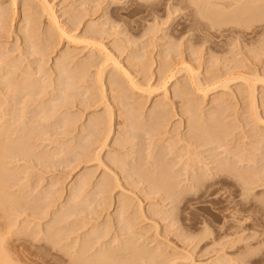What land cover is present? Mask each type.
Instances as JSON below:
<instances>
[{
  "label": "rangeland",
  "instance_id": "rangeland-1",
  "mask_svg": "<svg viewBox=\"0 0 264 264\" xmlns=\"http://www.w3.org/2000/svg\"><path fill=\"white\" fill-rule=\"evenodd\" d=\"M29 1L0 0L1 8L11 9L10 17L0 20V144L22 139L29 146L9 152L2 162L10 176L2 191L7 199L0 208V239L12 263L93 264V254L106 252L107 258L96 264H264V0H244L245 6L261 9L250 18L232 7L215 15L219 5L205 0H48L58 19L49 17L54 15L46 4L47 14L45 0ZM116 58L144 91L131 86ZM74 66L80 71H71ZM189 68L202 79V88ZM83 69L86 81L79 78ZM99 70L106 83L97 77ZM167 70L177 75L162 85ZM183 86L189 87L195 112L174 91ZM156 101L167 103L161 105L167 114L151 113ZM149 113L160 115V121L170 115L168 124L160 123L166 133L175 129L172 136L163 137L161 127L155 131L163 134L157 130L152 136ZM190 115L194 121H187ZM98 116L106 124L113 118L104 126L113 128L107 129V143L103 127L104 135L96 137L104 125ZM62 118H68L67 125ZM187 125L208 129L211 135L204 137L213 134L209 141L216 142L204 141L201 127L199 134L193 130L196 135L188 131L189 139L200 138L196 144L209 143L196 150L192 138L193 152L178 142L193 152L183 149L189 162L180 154L182 146L172 144L174 134L186 133ZM168 146L181 157L174 161L177 153H168ZM200 173L207 183L195 188L194 176ZM154 180L179 184L176 188L184 192L172 197ZM58 232L56 241L48 239Z\"/></svg>",
  "mask_w": 264,
  "mask_h": 264
},
{
  "label": "bare ground",
  "instance_id": "bare-ground-1",
  "mask_svg": "<svg viewBox=\"0 0 264 264\" xmlns=\"http://www.w3.org/2000/svg\"><path fill=\"white\" fill-rule=\"evenodd\" d=\"M11 1H12V0H11ZM28 1H29V0H28ZM47 1H48V0H45V2H44V1L42 0L41 2H39V1H38V2H39V3H43V2H44V4H45L44 7L48 5V6H47V9H49L48 11H50L51 13H52V12H55V10H52V11H51V9H52L53 6L51 5V7H49V6H50V3H48L49 1H48V2H47ZM191 1H192V2L201 3L203 0H191ZM205 1H206V2H207V1H209V2L211 1V4L219 5L218 8H216V9L214 8V9H215V12H214L215 15H216V11H217V12H218V11H219V12L221 11V12L223 13V12H224L223 9H224L225 7H229V8L232 7V8H231L232 10L236 8L235 11H236V10H241V9H242L243 11L245 10L244 13L246 14V17H248V18H250L251 16L256 15V14L261 10V9H253V8H249V7L245 6V5H244V4H245V1H244V0H243V1H244L243 5H242V2H243V1H241V0H215L217 3H216V2L212 3L213 0H205ZM16 2H17V0H15V4H17ZM31 2H32V0H31ZM33 2H34V1H33ZM240 2H241V3H240ZM22 3H24V2H22ZM25 3H26V2H25ZM25 3H24V4H25ZM28 3H30V1H29ZM31 4H32V3H31ZM46 4H47V5H46ZM25 5L27 6V3H26ZM28 5H29V4H28ZM235 5H237V7H235ZM239 5H242V8H241V7H238ZM0 6H2V5H0ZM7 6H8V5H7ZM14 6H15V5H14ZM26 6H24V7L27 9ZM244 6H245L246 8H245ZM10 7H11V6H10ZM28 7H32V8H33V6H30V5H29ZM44 7H43V8H44ZM220 7H221V8H220ZM243 7H244L245 9H243ZM5 8H6V7H5ZM25 8H24V9H25ZM239 8H240V9H239ZM247 8H249V9H247ZM15 9H16V8H15ZM29 9L32 11L31 8H29ZM44 9L47 11L46 7H45ZM54 9H55V8H54ZM221 9H222V10H221ZM10 10H11V9H10ZM10 10H9L8 12H10ZM22 10H23V9H22ZM30 10H29L28 12H27V10H25V11H26V15H27L29 12H31ZM34 10H35V9H34ZM15 11H16V10H15ZM23 11H24V10H23ZM48 11H47V14H48ZM243 11H241L242 13L239 12V11H238V12H239V14H242V15H243ZM8 12H7L6 9H4V7H2V8L0 7V16H1V17H2V16L4 17L5 15H7ZM16 12H17V11H16ZM16 12L13 13V14L16 15ZM219 12H218V13H219ZM236 12H237V11H236ZM236 12H235V13H236ZM260 12H261V11H260ZM22 13H24V12H22ZM51 13H50V15H51ZM13 14H12V15H13ZM17 14H18V12H17ZM30 14L32 15V13H30ZM34 14H35V13H34ZM245 14H244V16H245ZM258 14H259V13H258ZM10 15H11V14H10ZM24 15H25V14H24ZM35 15H36V14H35ZM52 15H54V16H49V17H52L53 19H58L57 16H56V14L52 13ZM217 15H221V14L219 13V14H217ZM222 15H223V14H222ZM22 16H23V15H22ZM55 16H56V17H55ZM249 16H250V17H249ZM8 17H10V16L7 15V16L5 17L4 20H2V19H0V20H1V21H6V20L8 19ZM28 17H29V15H28ZM28 17H27V18H28ZM246 17H244V18H246ZM254 17H255V16H254ZM6 18H7V19H6ZM23 18H24V16H23ZM25 18H26V17H25ZM25 18H24V19H25ZM248 18H247V19H248ZM32 19H33V18H32ZM50 19H51V18H50ZM53 19H51V20L53 21ZM34 20H35V19H34ZM1 21H0V22H1ZM11 21H13V20H11ZM20 21H21V19H20ZM54 21H55V20H54ZM34 22H35V21H34ZM55 22H58V20L55 21ZM248 22H249V21H248ZM28 23H30V21H29ZM0 24H1V23H0ZM35 24H36V22H35ZM55 24H57V23H55ZM6 25H7V24H6ZM22 26H23V25H22ZM26 26H27V25H26ZM31 26H33V25H31ZM34 26H35V25H34ZM19 27H20V26H19ZM1 28H2V27H1ZM26 28H27V27H26ZM31 28H32V27H31ZM33 28H34V27H33ZM53 28H54V27H53ZM57 28H58V27L56 26V29H57ZM59 28H60V27H59ZM59 28H58V29H59ZM61 28H62V26H61ZM2 30H3V29H2ZM20 30H22V29H20ZM60 30H61L62 32L64 31L63 29H60ZM65 30H66V29H65ZM27 31H28V30H27ZM51 31H52V30H50V32H51ZM25 32H26V31H25ZM48 32H49V31H48ZM62 32H61V34L63 35L64 33H62ZM23 33H24V32H23ZM33 33H35V32H33ZM46 33H47V32H46ZM28 34H29V33H28ZM50 34H51V33H50ZM50 34H49V35H50ZM67 34H68V33L65 32L64 35H66V36H69V35H70V34H69V35H67ZM62 35H61V37H62ZM50 36H52V34H51ZM66 36H65V37H66ZM72 36H73V35L69 36V38L72 37ZM29 37H30V36H29ZM29 37H28V39H29ZM48 37H49V36H48ZM52 38H53V37H52ZM52 38H50V39H52ZM30 39H31V38H30ZM44 39H45V38H44ZM47 39H48V38H47ZM71 39H72V38H71ZM73 39H74V38H73ZM76 40H77V39H76ZM76 40H75V41H76ZM28 41H29V40H28ZM30 42H31V41H30ZM49 42H50V40H49ZM87 43H90V42H87ZM97 43H98V42H97ZM31 44H33V43H31ZM93 44H94V43H93ZM95 44H96V42H95ZM33 46H34V45H33ZM33 46H32V48H33ZM88 46H89V45H88ZM98 46H99V45H98ZM102 46H103V45H102ZM100 47H101V46H100ZM102 48H103V47H102ZM104 48H105V47H104ZM30 49H31V48H30ZM98 50H99V49H98ZM100 50H101V49H100ZM106 50H108V49H106ZM106 50H104V51H106ZM104 51H103V54L105 53ZM0 52L2 53V51H0ZM33 52H35V51H33ZM106 52H107V51H106ZM66 53H67V52H66ZM108 54H109V55H108V57H109L111 53H108ZM3 55H4V54H3ZM62 55H63V54H62ZM67 55H68V53H67ZM67 55H65V56H67ZM105 55H106V54H105ZM73 56H74V55H73ZM73 56H72V57H73ZM106 56H107V55H106ZM106 56H105V58H106ZM63 57H64V55H63ZM63 57H62V58H63ZM74 57H75V56H74ZM108 57H107V58H108ZM112 57L114 58L113 54H112V56H111L110 59H112ZM69 58H70V57H69ZM72 59H73V58H72ZM108 59H109V58H108ZM110 59H109V60H110ZM113 60H114V59H113ZM116 60H117V58L114 60V63H115V65H116V67L118 66V67H119L118 69H120L122 64L119 63L118 60H117V61H116ZM65 61H66V60H65ZM72 61H73V60H72ZM107 61H108V60H107ZM107 61H106V62H107ZM14 62H15V60H14ZM14 62H13V63H14ZM59 62H60V61H59ZM59 62H58V64H59ZM70 62H71V61H70ZM109 62H110V61H109ZM10 63H12V62L10 61ZM62 63H63V62H62ZM79 63H80V62H79ZM79 63L77 64V66L79 65ZM83 63H84V62H83ZM114 63H113V65H114ZM8 64H9V63H8ZM14 64H15V63H14ZM42 64H43V63H42ZM60 64H61V63H60ZM64 64H65V63H64ZM39 65H40V64H39ZM39 65L37 64V66H39ZM55 65H57V64H55ZM61 65H63V64H61ZM61 65H57L58 67H57V66H56V67L59 68V66H61ZM69 65L71 66V64H69ZM80 65H81V64H80ZM80 65H79L78 67L81 69L82 67H81ZM111 65H112V64H111ZM11 66H12V65H11ZM77 66H74V67L71 69V71H72L74 68L76 69ZM16 67H17V66H16ZM64 67H65V68H64V74H65V73H66V70H67V69L69 70V67H67V66H65V65H64ZM78 67H77V68H78ZM114 67H115V66H114ZM188 67H190V66L188 65L187 68H188ZM60 68H61V67H60ZM66 68H67V69H66ZM70 68H71V67H70ZM79 68H78L77 70L80 71ZM84 68H85V67H84ZM38 69L40 70V66H39ZM38 69H37V70H38ZM41 69H42V68H41ZM75 69H74V70H75ZM116 69H117V68H116ZM175 69H176V68H175ZM185 69H186V68H185ZM37 70H35V71H37ZM44 70H46V69H44ZM57 70H59V69H57ZM74 70H73V71H74ZM83 70H84V71H83ZM83 70H81V71H83V73L81 72L82 74H81V73L79 74V76H80L79 78H81L82 80L86 81L87 79H85V78H86V76H88V75H85V76H84V73H85L86 69H83ZM102 70H104V72H106L105 69H104V67H103ZM120 70H121V72H122V70H125V69L122 67ZM177 70H178V69H177ZM55 71H56V70H55ZM60 71H61V72L63 71V67L60 69ZM79 71H78V72H79ZM125 71H127V70H125ZM169 71H170V70H169ZM188 71H189V72H190V71L192 72V69L189 68ZM37 72H39V71H37ZM37 72H36V73L34 72V73L37 74ZM40 72H41V71H40ZM40 72H39V73H40ZM43 72H44V71H43ZM45 72H46V71H45ZM67 72H68V71H67ZM74 72H75V71H74ZM86 72H87V71H86ZM99 72H101V73H98V75L96 74L97 77H98L100 74H104V72L101 71V70H99ZM102 72H103V73H102ZM167 72H168V70H167ZM178 72H179V70H178ZM191 72H190V73H191ZM28 73H29V75L31 74L30 72H28ZM28 73H27V74H28ZM39 73H38V74H39ZM123 73L126 75V78L128 77L127 79H129L130 83L132 84V85H131V84H130V85H131V86H133V85L135 86V87H133V88H136V89H137V87H138V88L142 89L143 91L145 90V89H143V88L141 87V84L139 83V81H135V79H134L133 77H131L132 74L129 75V70H128L127 72H123ZM130 73H131V72H130ZM38 74H37V75H38ZM86 74H88V73H86ZM168 74H169V75H168V79H167V81L165 80L166 82H165V83L163 82L164 84H162V85H166V83H167L171 78H173L174 76L177 75L176 71H174V70H171L170 72H168ZM196 74H197V73H196ZM31 75H33V72H32ZM31 75H30V77H32ZM65 75H68V74H65ZM166 75H167V74H166ZM62 76H63V75H62ZM100 76L102 77L103 75H100ZM191 76H192V77L195 76V81H196V83H198V85H199L198 87L202 88V87H201V84H202V81H201V80H202V79L200 80V79H199L200 77L198 78L197 75H194V74H193V72L191 73ZM63 77H65V76H63ZM63 77H62V78H63ZM82 77H84V78H82ZM101 77H99L100 79L98 80V82H100V83H102L101 81H104V80H103V77H104V76L102 77V80H101ZM192 77H191V79H192ZM62 78H61V80H62ZM65 78H67V77H65ZM63 79H64V78H63ZM95 79H96V78H95ZM97 79H98V78H97ZM198 79H199L201 82L198 81ZM64 80L66 81V79H64ZM64 80H63V81H64ZM100 80H101V81H100ZM193 80H194V77H193ZM263 80H264V79H263ZM65 81H64V83H66ZM191 81H192V80H191ZM197 81H198V82H197ZM248 81H249V80H248ZM33 82H34V81H33ZM104 82H105V81H104ZM104 82H103V84H101V85H105L106 82H105V83H104ZM199 82H200L201 84H200ZM60 83H62V81H61ZM64 83H63V84H64ZM96 83H97V82H96ZM137 83H139L140 85L138 86ZM193 83H194V82H193ZM196 83H194V84H196ZM253 83H254V82H253ZM14 84H16V82H15ZM14 84L11 83V86H13ZM31 84H32V83H31ZM31 84H30V86H32ZM63 84H62V85H63ZM224 84L227 85L225 82H224L222 85H224ZM248 84H249V83H248ZM66 85H68V84L66 83ZM136 85H137V86H136ZM196 85H197V84H196ZM203 85H204V84H203ZM203 85H202V86H203ZM254 85H255V84H254ZM11 86H10V88H11ZM64 86H65V84H64ZM186 86H187V85H186ZM186 86H183V87H181V88L177 87L178 89L175 88L174 91L176 90L175 93L177 94V96H180V98L182 97V102H183V100H184L185 98L188 100V101H187V104L185 103V105L187 106V107L185 106L186 109H187V110L189 109V111L193 109V112H195V111H196V109H194L195 104L192 102L193 100H192L191 97H190L191 92H190V90H189V87L187 88ZM188 86H189V84H188ZM204 86H205V85H204ZM41 87H43V86H41ZM98 87H99V86H98ZM100 87H101V86H100ZM105 87H106V86H105ZM150 87H151V86H150ZM162 87H163V86H162ZM164 87H165V86H164ZM195 87H196V86H195ZM198 87H197V90H198ZM226 87H227V86H226ZM228 87H229V86H228ZM253 87H254V86H253ZM13 88H15L16 91H17V89H19V87L17 88V85L14 86ZM66 88H68V87L66 86ZM66 88H63V89H65V90H62L61 87H60V89H61L62 91H65V92H66V90H67ZM101 88H103L102 90L104 91V87H101ZM168 88H169V87H168ZM168 88H166V90H165L167 93H168V90H167ZM200 88H199V89H200ZM205 88H206V87H205ZM205 88H203V89L206 90ZM251 88H252V87H251ZM254 88H255V87H254ZM254 88H252V89H254ZM15 89H14V91H15ZM148 89H149V88H148ZM148 89H147V90H148ZM203 89H201L200 91H202ZM248 89H250V88H248ZM12 90H13V89H12ZM12 90H11V91H12ZM254 90H255V89H254ZM254 90H252V92H251L252 95H255V92H256V91H254ZM103 91H101V92H102V93H101V94H102V97H103V98H106V95H104L105 97L103 96V94H105V91H104V93H103ZM148 91H149V90H148ZM200 91H199V92H200ZM12 92H13V91H12ZM36 92H37V91H36ZM150 92H151V90H150ZM166 92H165V93H166ZM205 92H206V91H205ZM249 92H250V91H249ZM14 93H15V92H14ZM134 93H135V92H134ZM253 93H254V94H253ZM176 94H175V95H176ZM15 95H16V93H15ZM165 95H166V94H165ZM168 95H169V94H168ZM252 95H251V96H252ZM248 96H249V95H248ZM15 97H16V96H15ZM222 97H223V99H224V95H223ZM222 97H221V98H222ZM60 98H61V96H60ZM183 98H184V99H183ZM217 98H220V97H217ZM217 98H216L217 102L222 101V99H221V100L219 99V101H218ZM61 99H64L63 101L65 102V97H64L63 95H62V98H61ZM214 99H215V98H214ZM214 99H213V102H214ZM53 100H54V99H53ZM103 100H104V99H103ZM54 101H55V100H54ZM161 101H162V100H161ZM161 101H160V102H161ZM253 101H256V96H252V102H253ZM60 102H62V101H60ZM64 102H63V104H64ZM56 103H57V102H56ZM154 103H156V104H154V105H156V106H155V107H152V109L154 108L153 110L151 109V113H154V114L157 113L158 111H161L162 109H164V108H162V107H165V104H167V103H165L164 106H163V105H162L163 102H162V103H159V102L156 101V102H154ZM214 103H216V102H214ZM63 104L60 103V105H62V106H63ZM65 104H66V103H65ZM65 104H64V105H65ZM217 104H219V103H217ZM221 104H222V103H221ZM53 105H54V104H53ZM60 105H59V106H60ZM140 105H141V104H140ZM161 105H162V107H161ZM62 106H61V107H62ZM51 108H52V107H51ZM161 108H162V109H161ZM195 108H196V107H195ZM57 109H58V108H57ZM221 109H222V107H221ZM59 110H60V109H59ZM165 110H166V109H165ZM187 110H186V111H187ZM62 111H63V110H62ZM67 111H68V110H67ZM162 111H163V110H162ZM162 111H161L160 114L165 115L166 112H163V113H162ZM181 112H182V111H181ZM214 112H215V111H214ZM216 112H217V111H216ZM151 113H149V115H150ZM158 113H159V112H158ZM189 113H190V112H189ZM202 113H203V111H202ZM166 114H167V113H166ZM181 114H182V113H181ZM194 114H196V113H194ZM200 114H201V113H200ZM200 114H198V115H200ZM204 114H205V112H204ZM213 114H215V113H213ZM213 114H212V115H213ZM257 114H258V113H257ZM152 115H153V114H151V117H150V116L148 117V115H146L147 118H150L149 121H148L147 119H146V120H147V122H149V125H150V124L153 125V126H152L153 128H154L155 126H157V127L154 128V130H153L152 127L150 128L154 133H152V131L149 132V133H147V135L150 134V133H152L151 135L153 136V134H156L155 132H157V130H158V129H157V130L155 131L156 128L161 127V128H159V129H161V130H163L164 128H167L164 124L162 125V126H163V127H162L160 122L162 121V122L164 123V121H165L166 124H168V122H167V118H168L170 115H169V116L167 115L168 117H166V120H165L164 118H162L163 116H161V118H162L161 121H160V118H159V117H160L159 114H158L159 116L156 115V117H158V118H156L154 115H153V116H152ZM191 115H192V117H193V114H191ZM191 115L188 117L187 121L189 120V118H190V120H192V121L195 120V118H192ZM206 115H207V113H206ZM194 116L197 118V115H194ZM98 117H99V116H98ZM98 117H95L96 121H97V118H98ZM141 117H142V116H141ZM258 117H259V116H258ZM99 118H101V119H100L98 122H100V121L103 119L102 116L99 117ZM99 118H98V119H99ZM152 118H154L155 120L152 119ZM191 118H192V119H191ZM199 118H202V117L199 116ZM212 118H213V117H212ZM260 118H261V117H260ZM62 119H63V120H64V119L67 120L68 118H67V119H66V118H62ZM110 119H111V120H110ZM110 119L107 120V124H106V122L104 123V121H103L104 119H103L102 121H103V124H104V125H103V124H102L103 126H100V125H99V127H98V124H97L98 122H95V127H96V125H97L98 129H99L100 127H103V128L105 129V127H104L105 124H106V126H107V125L110 123V122L108 123V121H112L113 118L111 117ZM142 119H143V118H142ZM144 119H145V118H144ZM151 119L153 120L152 122H151ZM163 119H164V120H163ZM168 119H169V118H168ZM203 119H204V118H203ZM210 119H211V118H210ZM65 120H64L63 124L65 123V124L67 125V123H66ZM92 120H93V119H92ZM199 120H200V119H199ZM199 120H198V122H200ZM208 120H209V117H208ZM211 120H213V119H211ZM259 120H260V119H259ZM67 121H68V120H67ZM94 121H95V120H94ZM142 121H143V120H142ZM168 121H169V120H168ZM192 121H189V122H187V123L189 124V123L191 122V124H192V123H193ZM204 121H205V120H204ZM261 121H262V120H261ZM92 122H93V121H92ZM196 122H197V120H196ZM196 122H195V123H196ZM206 122H207V121H206ZM210 122H211V121H210ZM68 123H69V122H68ZM72 123H73V122H72ZM72 123H70V124H69L70 126H69V125H68V126L71 127V124H72ZM93 123H94V122H93ZM112 123H113V122H112ZM112 123H111V124H112ZM142 123H143V122H142ZM195 123H193L191 126L193 127L194 125H196ZM99 124H100V123H99ZM66 125H61V127H64V126H66ZM142 125L144 126L145 124H142ZM146 125H147V123H146ZM151 125H150V126H151ZM189 125H190V124H189ZM199 125H200V124H199ZM203 125H204V124H202V126H203ZM208 125H209V127L212 126V125L210 126V123H209V122H208ZM93 126H94V124H93ZM204 126H205L204 128H206V123H205ZM66 127H67V126H66ZM84 127H85V126H84ZM97 127H96V128H97ZM109 127H110V129H113V128H111V127H112L111 125H109ZM109 127H107V129H108ZM192 127H191V129H189V128H188V125H187V128H188L189 130L186 128V129H187V132H186V133H184V130H182V132H183L184 134H183V133H180V130L176 129V131L178 130L179 133H180L181 135L175 131L177 134H174V135H177V136H176L177 139L174 140V138L172 137V138H173V143H172V144H173V148H175V147H174V145H175L174 142L176 143V141H177V145H178L179 143L181 144V142L184 141V142H185V145H187L186 147L189 146V147H191V149L193 148V147H192L193 145H192V143L190 142V140H192L193 137H192L191 139H189L191 136L189 135V132H188V131H190V133H191V131L194 132L193 130L196 131V130L199 129L201 126H200V127L198 126V128H195V127H194L193 130H192ZM131 128H132V127H131ZM133 128H134V127H133ZM201 128H202V129H201ZM201 128H200V130H204L203 127H201ZM207 128H208V126H207ZM98 129H97V131H96V132H97V136H96V137H99V136H100V139H101V137L106 133V131H107V133H106L107 135H106V134H105L106 136L104 135V140H106L108 137H110V136H108V135H110L109 132H111V130L109 131V130H107V129H105V130L103 129L105 132H104L103 135H100V134L103 133V132H102L103 130H100V129H99L100 132L98 133ZM150 129H149V131H150ZM209 129H210V128H209ZM133 130H134V129H133ZM173 130H175V129H173ZM173 130H172V131L170 130L171 133H170L169 131H168V133H166L167 130L164 129V130H163V131L165 132L164 134H163V132H161L160 130H158V131H160V133L163 134V135H162L163 137H164V136L166 137L165 134L168 135L169 133H170L171 136H172V132H174ZM205 130H206V129H205ZM205 130H204V134H203V136H202V132H203V131H201L200 137L202 136L203 138H202V137H201V138L204 139V141H206L207 139H208L207 141H209V137H210L209 134L211 135V133L208 131V132H209V134H207L208 137L205 138L204 135H206V133H208V132H207L208 129H207L206 131H205ZM115 132H116V131H115ZM118 132H119V131H118ZM133 132H134V131H133ZM146 132H147V130H146ZM196 132H198V134H199V131H196ZM196 132H194L193 134L196 135V134H195ZM90 133H91V132H90ZM93 133H95V132L93 131L92 134H93ZM131 133H132V132H131ZM135 133H136V132H135ZM160 133H159V134H160ZM95 134H96V133H95ZM98 134H99V135H98ZM118 134H119V133H118ZM133 134H134V133H133ZM178 134H179V135H178ZM198 134H197V137L199 136ZM214 134H215V133H214ZM88 135H89V133H88ZM90 135H91V134H90ZM111 135H112V133H111ZM115 135H116V134H115ZM156 135H157V134H156ZM188 135L190 136L189 138H188ZM216 135H217V134H216ZM216 135H214V136H216ZM107 136H108V137H107ZM131 136H132V135H131ZM154 136H155V135H154ZM158 136H159V135H158ZM160 136H161V134H160ZM162 136H161V137H162ZM212 136H213V134H212ZM212 136H211L210 138H212ZM217 136H218V135H217ZM105 137H106V138H105ZM161 137H160V139H161ZM163 137H162V139H163ZM174 137H175V136H174ZM94 138H95V135H94V137H93L92 140H93L94 142H95V140H96V142H97V141H98V138H97V139H94ZM114 138H115V137H114ZM151 138H152V137H151ZM194 138H195V137H194ZM194 138H193V142L196 141V142H194L195 145H197V146L200 145V146H201V144H202V145L204 144V143H203V142H204L203 140H202L203 142H201V144H196V143H199V142H200V141H199L200 138H198V139L196 138V140H194ZM213 138H214V137H213ZM213 138H212L211 140H213ZM219 138H221V137H218V139H219ZM263 138H264V137H263ZM165 139H166V138H165ZM167 139H168V137H167ZM167 139H166V141H167ZM205 139H206V140H205ZM214 139H215V138H214ZM21 140H22V139H20V141L14 140V141H17V142H14V143L11 142V143H8V144H7V142H6V143H3V144H0V208H2V206H3V205L5 204V202H6L5 199H7V194H6L7 192L5 193L6 195H4V193H3L4 190H6V189H5L6 187L4 188V186H5L4 184L6 183L7 179H8V182H9V177H8V176H10V175L6 174V172H7V173H9V172L7 171L8 169L5 168V167L3 166L5 163L2 164V162H6V157L8 156L9 152H19V151H22V150H26V149H28V148H27L28 145H26V144H27L26 141L23 142V141H21ZM104 140H103V138H102V140H99V141H102V142H103ZM153 140H154V139H153ZM197 140H198L199 142H197ZM216 140H217V139H216ZM107 141H108V140H106L105 142L107 143ZM170 141H171V140H170ZM170 141H169V142H170ZM180 141H181V142H180ZM207 141H206V142H207ZM220 141H221V139H220ZM105 142L102 143V146H103V145L106 146V143H105ZM167 142H168V141H167ZM178 142H179V143H178ZM209 142H210V141H209ZM116 143H117V142H116ZM186 143H187V144H186ZM210 143L212 144V143H216V142H215V141H214V142L211 141ZM152 144H153V143H151V145H152ZM180 144H179V145H180ZM153 145H154V144H153ZM153 145H152V146H153ZM179 145H178V146H179ZM190 145H192V146H190ZM204 145H209V143H208V144L206 143V144H204ZM219 145H221L220 142H219ZM219 145H217V147H219ZM170 146H172V145H170ZM175 146H176V145H175ZM181 146H182V147H181ZM183 146H184V144L179 146V147L182 148V149L179 148V149L181 150V152H182L183 149L185 148V147H183ZM197 146L194 147L196 150H198L197 148L200 147V146H198V147H197ZM214 146H215V145H214ZM223 146H224V145H223ZM28 147H29V146H28ZM154 147H156V146H154ZM149 148H151V147H149ZM152 148H153V147H152ZM168 148H169V146L167 147V149H168ZM171 148H172V147H171ZM171 148L168 149V150H166V151H167L168 153H171V151L174 152L175 150H174L173 148H172V149H171ZM176 149H178V147H177ZM185 149H186V151H187L186 153L191 152V153H192L191 155H194V154H193V152H194L193 149H192L193 152H192L191 150H188L187 148H185ZM189 149H190V148H189ZM195 149H194V150H195ZM213 149H214V148H213ZM149 150H152V151H151L152 154H155V152H156V151L154 150V148H153V149H149ZM153 150H154L155 152H154ZM196 150H195V153H196ZM245 150H246V149H245ZM245 150H244V151H245ZM247 150H248V148H247ZM166 151H165V153H164V156L167 155V154H166ZM169 151H170V152H169ZM178 151H179V150H178ZM225 151H227V150H225ZM151 152H149V154H150ZM153 152H154V153H153ZM175 152L177 153V151H175ZM197 152H198V151H197ZM240 152H241V151H240ZM242 152H243V151H242ZM242 152H241V154H242ZM158 153H159V152H158ZM158 153L155 154L154 156H156V155L158 156ZM179 153H180V151H179ZM179 153L176 154V155H177L176 157H175V156H172L171 158H172V159H173V158H177V157L179 158V155L181 154L182 157H185V156L187 155V157H185V158L187 159V158L189 157V155H190V154H189V155L186 154L184 151H183V154H184V155H183L182 153H180V154H179ZM236 153H237V152H236ZM245 153H248V152L245 151ZM149 154H148V155H149ZM171 154H173V153H171ZM171 154H170V155H171ZM178 154H179V155H178ZM198 154H199V153H198ZM237 154H239V152H238ZM237 154H236V155H237ZM6 155H7V156H6ZM168 155H169V154H168ZM170 155H169V157H170ZM181 155H180V157H181ZM236 155L234 154V157H235ZM244 155H246V154L243 153V156H242V157H245ZM200 156H201V155H200ZM200 156H199V157H200ZM239 156H240V154H239ZM247 156H248V154H247ZM147 157H148V156H147ZM150 157H152V159H153V156H152L151 154H150V156H149L148 158H150ZM161 157H162V156H161ZM167 157H168V156H166L165 160L167 159ZM169 157H168V158H169ZM240 157H241V156H240ZM240 157H238V159H241ZM4 158H5V159H4ZM154 158H156V157H154ZM189 158H190V157H189ZM189 158H188V161L186 160L187 162H189V160H190ZM191 158H192V156H191ZM150 159H151V158H150ZM161 159H164V158H161ZM172 159L169 158L170 162L172 161ZM180 159H181V158H180ZM192 159L194 160V158H192ZM238 159H237V160H238ZM242 159H243L244 161L241 160L240 162H246L245 160H247V158H245V159L242 158ZM169 160L167 159V162H169ZM173 160L175 161V159H173ZM176 160H177V159H176ZM201 160H202V159H201ZM217 160H218V158L216 159V161H217ZM227 160H228V159H227ZM151 161H153V160H151ZM178 161H181V160H178ZM178 161H176V162H178ZM186 161H185V162H186ZM228 161H229V160H228ZM238 161H239V160H238ZM247 161H248V160H247ZM149 162H150V161H149ZM154 162H155V161H154ZM181 162H182V161H181ZM200 162H201V161H200ZM223 162H224V161H223ZM233 162H234V161H233ZM235 162H236V161H235ZM6 169H7V170H6ZM5 170H6V172H5ZM202 173H203V172H202ZM203 174H204V173H203ZM203 174L200 173L201 176H200V175L198 176L197 174L194 176V177L197 176L195 179L193 178V179H194L193 181H195V183L193 182V185H194L195 188H196V186L198 187V186H201V185L207 183V179H208V178L205 177ZM206 174H207V173H206ZM7 175H8V176H7ZM133 177H134V176H133ZM117 178H118V177H117ZM131 178H132V177H131ZM148 179H150V178L148 177ZM190 179H192V177H191ZM86 181H87V180H86ZM86 181H83L82 184H83V185H87L88 182H87L86 184L84 183V182H86ZM8 182H7V184H8ZM81 182H82V180H81ZM81 182H80V184H81ZM99 182L102 183L103 181H99ZM152 183H154L156 187L160 188V190L162 189L161 187H164V189L166 190V192H167L170 196H172V197L179 196L180 193L184 192V191H179V189H177L179 184L176 186V185H173V184H170V183L160 182V181H158V180H154V182H152ZM78 184H79V183H78ZM78 184H76V187H78V186H77ZM80 184H79V185H80ZM82 184H81V185H82ZM81 185H80V187H81ZM83 185H82L81 188H83ZM98 185H99V184H98ZM118 185H119V184H118ZM191 185H192V184H191ZM193 185H192V186H193ZM6 186H7V185H6ZM99 186L102 187L103 184H102V185H99ZM192 186H191V187H192ZM76 187H75V190L77 189ZM80 187L77 189V192H78V190L80 189ZM176 187H177V188H176ZM189 187H190V186H189ZM3 188H4V189H3ZM84 188H85V187H84ZM103 188H104V190L108 189V187L106 188V186H103L102 189H103ZM105 188H106V189H105ZM100 190H101V189H100ZM104 190H102V191L105 192ZM108 190H109V189H108ZM2 191H3V192H2ZM80 191H82V189H80ZM106 192H107V190H106ZM186 192H187V191H186ZM78 193H79V192H78ZM8 194H9V193H8ZM75 194H76V193H75ZM10 195H11V196H10ZM10 195H9V196H10L11 198H10V199L8 198L9 202H10L11 199H13V197H14V196H12V194H10ZM14 199H15V198H14ZM16 199H17V198H16ZM118 199H119V198H118ZM15 201H16V200H14V202H15ZM7 202H8V201H7ZM16 202H17V201H16ZM118 202H119V201H118ZM122 202H123V201H122ZM122 202H119V204H122V205H123ZM11 203H12V202H11ZM125 203H126V206H128V203H127V202H125ZM2 204H3V205H2ZM6 204H7V203H6ZM7 205H8V204H7ZM7 205H5V206L3 207L2 210H5L4 208H5ZM9 205H10V203H9ZM124 205H125V204H124ZM124 205H123V206H124ZM120 207H121V206H120ZM7 209H8V207H7ZM7 209H6V210H7ZM120 209H122V208H120ZM119 211H121V213L123 214L122 210H119ZM121 213H120V214H121ZM122 214H121V215H122ZM120 217H121V216H120ZM121 219H125V218L123 217V218H121ZM125 220H126V219H125ZM58 235H59V232L53 234V235L50 236L48 239H49L50 241L54 242V241H56V238L58 237ZM102 235H103V234H102ZM100 237H101V236H100ZM1 241H2V239H0V242H1ZM1 245H2V242H1V244H0V264H13L12 261H11V259H10V255H9V253L6 252V251H7L6 248L2 247ZM126 245H127V244H126ZM125 247H126V246H125ZM127 248H128L129 250H130V249L132 250V248H131V244H130V246H129V244H128ZM142 251H143V252H146V250H145V251L142 250ZM142 251H141V252H142ZM105 253H106V252H104V253L100 252V253H97V254H93L94 256L91 257V258H92L91 260L93 261V264H96V262H103L102 259L107 258V255H106ZM120 255H121V253H117V254H115V256H120ZM112 256L114 257V254H113ZM80 257H81V256H80ZM78 258H79V257H78ZM83 258H84V257H83ZM83 258L81 257V259H83ZM79 259H80V258H79ZM79 259H78V260H79ZM81 259H80L79 261H77V262H80V263H81V262L84 261V259H83V260H81ZM88 259H89V258H88Z\"/></svg>",
  "mask_w": 264,
  "mask_h": 264
}]
</instances>
